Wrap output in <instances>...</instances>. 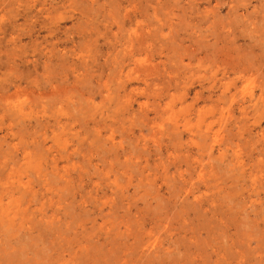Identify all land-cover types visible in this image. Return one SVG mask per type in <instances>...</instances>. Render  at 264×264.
Here are the masks:
<instances>
[{"label":"rangeland","instance_id":"1","mask_svg":"<svg viewBox=\"0 0 264 264\" xmlns=\"http://www.w3.org/2000/svg\"><path fill=\"white\" fill-rule=\"evenodd\" d=\"M0 264H264V0H0Z\"/></svg>","mask_w":264,"mask_h":264}]
</instances>
